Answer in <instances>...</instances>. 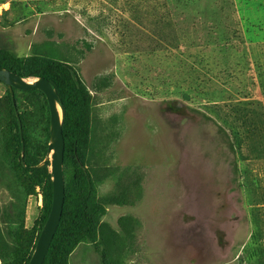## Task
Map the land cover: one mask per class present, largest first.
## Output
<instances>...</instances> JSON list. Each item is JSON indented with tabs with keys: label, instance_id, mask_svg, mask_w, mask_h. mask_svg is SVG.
Instances as JSON below:
<instances>
[{
	"label": "rangeland",
	"instance_id": "1",
	"mask_svg": "<svg viewBox=\"0 0 264 264\" xmlns=\"http://www.w3.org/2000/svg\"><path fill=\"white\" fill-rule=\"evenodd\" d=\"M36 57L73 66L93 96L86 166L107 213L70 264H264V0H0V61L34 81ZM9 91L0 264H26L47 221L25 170L52 158L51 122L46 97L17 91L20 137ZM76 167L68 155L67 198Z\"/></svg>",
	"mask_w": 264,
	"mask_h": 264
},
{
	"label": "trees",
	"instance_id": "2",
	"mask_svg": "<svg viewBox=\"0 0 264 264\" xmlns=\"http://www.w3.org/2000/svg\"><path fill=\"white\" fill-rule=\"evenodd\" d=\"M34 62L37 70L34 76L48 79L61 98V108L63 114V133L65 138V159L72 155L76 162V179L79 184V190L73 197L65 200L64 212L46 256L44 264H70V256L81 244L98 245L99 223L105 217L107 210L103 202L96 196V185L86 166V158L89 148V139L93 113V96L87 89L78 71L70 64L58 62L51 58L36 57ZM0 65L22 76L21 72L14 71L0 61ZM18 90H15L17 92ZM24 92V91H21ZM30 93H40L33 90ZM9 95H11L9 91ZM17 97V94H16ZM12 101L13 116L17 112ZM204 120L211 122L218 127V132L226 140L230 151L235 154V147L227 131L208 115L197 112ZM16 116V115H15ZM16 127L18 135L21 137L24 130L23 119L16 116ZM22 126V132L20 129ZM22 143L24 140L22 139ZM24 147V146H23ZM26 145H25V148ZM21 150L17 151V158L22 160ZM27 165L34 166L26 152L23 158ZM19 167H23L18 162ZM37 179V183L43 187L44 196V224L47 221L53 204V184L52 177L48 168L25 170ZM42 232L40 230L34 241V248ZM31 257L27 260L29 264Z\"/></svg>",
	"mask_w": 264,
	"mask_h": 264
},
{
	"label": "water",
	"instance_id": "3",
	"mask_svg": "<svg viewBox=\"0 0 264 264\" xmlns=\"http://www.w3.org/2000/svg\"><path fill=\"white\" fill-rule=\"evenodd\" d=\"M0 82L4 83L11 92L14 106L16 107L15 90L41 91L48 102L51 122V144L49 151L52 158H47L36 168L51 167L53 184V204L48 220L38 238L36 248L29 264H44L50 246L60 225L66 200V184L64 176L65 138L63 133V114L61 98L51 82L45 78L29 81L15 72L0 65ZM22 132V126L20 123Z\"/></svg>",
	"mask_w": 264,
	"mask_h": 264
}]
</instances>
